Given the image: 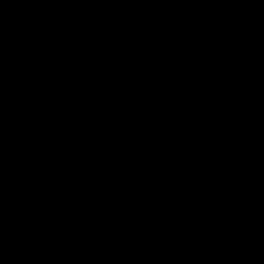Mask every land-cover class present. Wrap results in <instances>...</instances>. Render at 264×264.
Wrapping results in <instances>:
<instances>
[{"label": "water", "instance_id": "water-1", "mask_svg": "<svg viewBox=\"0 0 264 264\" xmlns=\"http://www.w3.org/2000/svg\"><path fill=\"white\" fill-rule=\"evenodd\" d=\"M0 264H264V0H0Z\"/></svg>", "mask_w": 264, "mask_h": 264}]
</instances>
